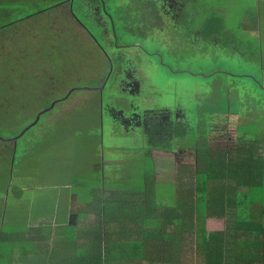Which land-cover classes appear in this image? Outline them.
<instances>
[{
	"label": "rangeland",
	"instance_id": "obj_1",
	"mask_svg": "<svg viewBox=\"0 0 264 264\" xmlns=\"http://www.w3.org/2000/svg\"><path fill=\"white\" fill-rule=\"evenodd\" d=\"M144 1L149 0H75L72 8L62 6L50 15H43L46 17H36V21L46 23L29 22L0 38V67L5 68L0 72V140L19 135L62 137V147L47 159V164L58 168L57 183L76 185L79 182L83 186L89 178L91 182L98 179L94 168L103 163L105 151L113 143L125 148H145L144 129L138 125L141 121L132 125L131 130L117 118H125L131 108L140 115L150 108L167 109L177 116L183 111L188 116L187 123L194 124L197 110L208 114L205 109L211 106L221 109L225 106L223 96L235 100L240 92L252 106H259L253 111L257 116L255 120L248 121L243 115L241 126L255 132L264 128V79L256 76L259 69L252 59V51L241 48L243 54L232 52L201 39L194 44L186 35L187 29L177 27L170 31V27L166 28L169 20L165 2L150 0L158 3L157 12ZM233 1L235 5L241 4L238 9L242 11H246L244 2H253ZM67 10L73 17L63 14ZM136 11H140L141 25L133 21ZM146 13L153 17L160 15L163 23L146 22L151 18ZM243 16L232 15L231 19ZM155 26L160 30H153ZM145 28L148 31H144ZM177 32L178 39L174 37ZM112 53H120L119 67L128 69L131 76L139 80V94L127 91L132 84L122 83L123 76ZM254 56L261 61L263 52ZM263 65L259 67L261 70ZM193 73L212 77L191 75ZM254 73L257 79H250ZM214 80L218 85L211 87L210 100L206 84ZM53 103L54 107L49 109ZM33 105L39 109L32 110ZM38 115L37 123L23 133ZM217 130L210 124L212 137L218 136ZM190 135L187 137H196ZM181 142L175 139L173 144ZM185 144H191L189 138ZM8 147L12 158L13 141H0V148ZM8 161L6 158L4 166H10ZM124 164L131 169L143 166L140 160L132 158L126 159ZM9 169L5 179L10 176ZM225 227L226 219H223L208 230H224Z\"/></svg>",
	"mask_w": 264,
	"mask_h": 264
},
{
	"label": "crops",
	"instance_id": "obj_2",
	"mask_svg": "<svg viewBox=\"0 0 264 264\" xmlns=\"http://www.w3.org/2000/svg\"><path fill=\"white\" fill-rule=\"evenodd\" d=\"M209 2L213 6L209 10L200 8L198 10L200 15H205L207 12L224 15L228 26L230 25L233 29L241 26L238 31L243 27L248 50H250V46L257 45L262 49L263 58L261 61L255 60L254 54L252 59L256 69H259L257 78L264 79V0H253L250 4L244 2L246 11L238 9L241 8V4L235 5L233 0H209ZM188 12L187 15H189ZM175 14L179 15L181 11ZM243 14V18L231 19L232 15L237 17V15ZM187 15L185 16L187 17ZM166 17L169 20H165L167 21L166 28L170 27V31L177 27L186 29V18H183L184 24L180 26L174 18L170 17L168 11ZM148 20L146 19V22ZM151 23L157 25V23H163V20L159 15V17H152ZM154 29L160 30L157 26ZM193 34L187 31L186 35L195 44L200 39L192 36ZM174 37L179 38L178 32ZM202 40L205 41L203 37ZM118 47L121 46H115V48ZM141 49L146 55H150L147 50ZM231 51L239 52L234 48ZM112 58L115 59L113 54ZM261 65H263L262 70L259 68ZM117 69L121 71L120 67ZM213 74H216L215 71ZM255 74H252L254 77L250 75V79L256 78ZM191 75L212 77V75L201 73ZM206 85L209 88L206 92L211 100L213 97L211 87L218 84L214 80ZM220 86L223 85L220 83ZM262 92L264 93V90ZM252 105L239 92V95H235V100L231 98L229 102H226V106H228L225 107L226 111L221 112L222 108L216 110L217 108H213L214 106L205 109V113L208 114H200V110H197L194 124L188 122L187 134L182 138L170 140V151H163V149L148 151L147 143L144 149L136 146L125 148L120 144L113 143L107 147L103 163L94 168V171L99 175L98 179L91 182L89 178L88 183L83 186L79 182L76 185L64 184L60 181L57 183L58 168L51 163L47 164L49 156L62 147V137H5L0 140L3 142L13 141L12 158L10 157V147L0 148V163L3 162L0 165L1 245L8 244L9 249L16 244L17 237H22L34 240L39 247L35 251L28 246L25 250L13 251L11 252L12 260L9 261L10 257H5L8 263L4 259L0 260V264H63L62 260H55L52 263L48 260V253L55 250L56 254L63 256L65 252L64 239L74 237L71 228L77 226L87 228L89 236H91V231H94L95 227L93 224L99 217L107 228L105 234L108 238L112 240L120 238L122 232L126 234L128 231L125 226L121 225V222L133 221L131 223L135 224L137 228L138 221H142V212L138 206L142 205L146 189L148 191L154 189L157 205H173L175 187L185 185L186 180L190 177V172L197 171L199 155H202L201 171L205 167V157L218 158L231 162L234 167L239 163L241 167L247 168L248 178L242 179L241 182L248 181L255 162L259 164L263 162L264 166V128L259 130L261 132L247 131L248 129H243L240 124V120L244 118L243 115L248 117V121H254L257 117L253 111L258 110L259 106ZM178 117H182L187 123L188 116H185L183 111ZM210 124L218 128V136H211ZM132 127L128 129L132 130ZM190 134H194L196 137H187ZM123 138L127 139V137ZM188 138L191 144L186 145L185 142ZM108 139L112 140L114 137H108ZM175 139L182 140V142L174 145ZM103 142L104 139H102V144ZM180 144L182 145L180 146ZM17 157L19 158L16 169ZM6 158L9 159L7 165L11 163L9 167L4 166ZM130 158L140 160L143 166H137L135 169L127 168L124 161ZM146 163L148 164L146 165ZM48 166L54 168H48ZM7 167L10 168L11 173L9 178L5 179ZM248 188L249 186L243 185L239 192L247 193L252 199L257 198L258 202L264 205V172L262 185L252 190H248ZM103 207L108 208L104 214L101 213ZM220 220L223 218H209L207 230ZM109 221L112 222L110 226L107 224ZM214 231H218V229H214ZM68 246L70 249L66 251V254H73L74 245ZM26 251L28 255L23 253ZM22 254L23 259H21Z\"/></svg>",
	"mask_w": 264,
	"mask_h": 264
},
{
	"label": "trees",
	"instance_id": "obj_3",
	"mask_svg": "<svg viewBox=\"0 0 264 264\" xmlns=\"http://www.w3.org/2000/svg\"><path fill=\"white\" fill-rule=\"evenodd\" d=\"M74 1L0 0V38L7 37L19 26L29 22L34 25L46 23L36 21V17H46L43 15H50L62 6L73 7ZM162 1L165 2L170 17L180 26H183V18H186L185 28L194 33L192 36L197 39L202 40L203 37L208 43L234 48L241 53V48L247 50L243 27L240 31L238 29L241 26L233 29L228 26L224 15L215 12L199 14L200 8L209 10L213 6L209 0ZM144 2L151 8L157 6L154 1ZM179 11L181 14L176 15ZM63 14H68V18L73 17L69 10L63 11ZM138 14L140 11L133 13V21H139L141 16ZM145 15L151 17L149 20L153 17L150 13ZM144 31L148 29L145 28ZM250 50L258 56L262 51L258 45L250 46ZM112 54L119 67L118 61H121V58L115 53ZM4 70V66H1L0 72ZM222 99L225 106L221 112L226 111V102L231 98L225 95ZM38 100L39 97L37 104ZM34 109L39 107L33 105L32 110ZM140 121L148 151H170V140L184 137L189 129L188 123L167 109L144 110ZM201 159L202 155H199L198 169L196 172H190L185 185L175 187L173 205H157L154 189H146L142 205L138 206L143 219L138 221L137 228L131 223L133 221L121 222L128 231L126 234L122 232L120 238L112 240L105 234L107 228L99 217L93 224L95 227L91 236L87 228H71L74 237L64 239L63 256L52 250L48 253V260H62L63 264H264V205L260 204L257 198L252 199L247 193L239 192L243 185L249 186L248 190L262 185L263 162H255L249 180L241 182L242 179L248 178V170L239 163L234 167L231 162L205 157V167L203 166L201 171ZM107 211L108 208L103 207L101 213ZM209 218L226 219L225 229L208 231ZM107 224L110 226L112 222ZM15 241L16 244L9 249L8 244L1 245L0 242V260L5 257H10L9 261L12 260L11 252L25 250L27 246L34 251L39 248L30 238L17 237ZM69 242L74 245V250L72 249L73 254L67 255ZM23 253L28 255L27 251ZM23 258L24 256L21 257ZM4 261L8 263V260Z\"/></svg>",
	"mask_w": 264,
	"mask_h": 264
},
{
	"label": "flooded vegetation",
	"instance_id": "obj_4",
	"mask_svg": "<svg viewBox=\"0 0 264 264\" xmlns=\"http://www.w3.org/2000/svg\"><path fill=\"white\" fill-rule=\"evenodd\" d=\"M157 6L154 7V9H156V11L158 12V3L156 1H154ZM167 13V12H166ZM116 55L118 56V58L120 59L121 58V55L120 53H116ZM123 76L122 78V83L124 82L125 84L127 83H131L132 84V87L130 89H128L127 91L130 92V93H133V94H137L139 93V80L136 78V77H133L131 76V74L128 72V69H122L121 68V71H120ZM127 86V85H126ZM133 91V92H132ZM136 113L137 110L135 108H131L130 110H128L126 113H125V118H118L119 122H121L122 124H127L128 127L127 128H131L132 125H135L139 122V120H141V117L139 115H137ZM111 115L113 116V114L111 113ZM133 115H135V117H132ZM114 117V116H113ZM124 128H126V125H124Z\"/></svg>",
	"mask_w": 264,
	"mask_h": 264
},
{
	"label": "water",
	"instance_id": "obj_5",
	"mask_svg": "<svg viewBox=\"0 0 264 264\" xmlns=\"http://www.w3.org/2000/svg\"><path fill=\"white\" fill-rule=\"evenodd\" d=\"M73 1V0H72ZM72 3V2H71ZM71 8H72V6H71ZM110 66H111V64H110ZM122 74V73H121ZM54 104L55 103H53L52 104V106H51V108H49V109H52L53 107H54ZM137 115H139L138 113H136ZM40 115V114H39ZM39 115L37 116V119H36V121L35 122H33L29 127H27L26 129H24V131H23V133L28 129V128H30L31 126H33L35 123H37V121L39 120ZM140 117H141V115H139ZM132 117H135V115H133ZM139 123H141V122H139ZM139 125H141V124H139ZM20 136V135H19ZM19 136H17V137H19Z\"/></svg>",
	"mask_w": 264,
	"mask_h": 264
}]
</instances>
